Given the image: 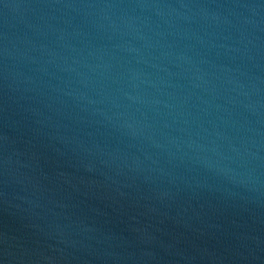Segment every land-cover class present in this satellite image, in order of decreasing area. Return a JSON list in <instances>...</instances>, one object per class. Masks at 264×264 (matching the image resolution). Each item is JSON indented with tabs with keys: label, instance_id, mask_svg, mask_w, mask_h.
<instances>
[{
	"label": "water",
	"instance_id": "water-1",
	"mask_svg": "<svg viewBox=\"0 0 264 264\" xmlns=\"http://www.w3.org/2000/svg\"><path fill=\"white\" fill-rule=\"evenodd\" d=\"M0 264H264V0H0Z\"/></svg>",
	"mask_w": 264,
	"mask_h": 264
}]
</instances>
